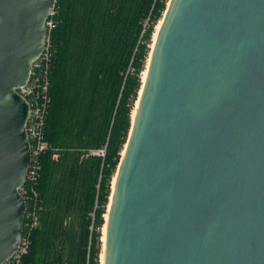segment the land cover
Listing matches in <instances>:
<instances>
[{"label":"water","instance_id":"95a60500","mask_svg":"<svg viewBox=\"0 0 264 264\" xmlns=\"http://www.w3.org/2000/svg\"><path fill=\"white\" fill-rule=\"evenodd\" d=\"M52 0H0V264L31 164L18 91ZM105 220L103 264H264V0H168Z\"/></svg>","mask_w":264,"mask_h":264},{"label":"trees","instance_id":"16d2710c","mask_svg":"<svg viewBox=\"0 0 264 264\" xmlns=\"http://www.w3.org/2000/svg\"><path fill=\"white\" fill-rule=\"evenodd\" d=\"M168 0H55L48 148L26 181L29 264H101L103 230L156 28ZM105 147V155L92 151ZM102 240V241H101ZM102 246V250H101Z\"/></svg>","mask_w":264,"mask_h":264},{"label":"built area","instance_id":"2783aa9c","mask_svg":"<svg viewBox=\"0 0 264 264\" xmlns=\"http://www.w3.org/2000/svg\"><path fill=\"white\" fill-rule=\"evenodd\" d=\"M55 14V0H52V8L49 18L46 21L47 25V40L46 46L40 57L34 61L32 72L28 82L21 86L18 91L28 100L30 104V114L27 121V134L30 140L31 147V164L27 173L26 181L34 185L39 169V155L48 148V142L44 138V126L48 107L50 104L49 88H50V70L52 62V52L50 48L49 33L54 27L52 16ZM100 156L105 155V147L92 151ZM26 183V182H25ZM25 185V184H24ZM24 186L21 192L25 193ZM25 197V195H24ZM26 198V197H25ZM27 201V200H26ZM32 218L31 226L36 225V215L33 211L27 213L25 218ZM25 226V223H24ZM29 252L28 235H22L20 245L13 256L5 264H29L24 262V257Z\"/></svg>","mask_w":264,"mask_h":264},{"label":"bare ground","instance_id":"6f19581e","mask_svg":"<svg viewBox=\"0 0 264 264\" xmlns=\"http://www.w3.org/2000/svg\"><path fill=\"white\" fill-rule=\"evenodd\" d=\"M161 21H162V19H161ZM161 21H160V23H159V25H158V27H157V30H156V33H155V36H154V40H155V37H156V34H157V31H158V28H159V26H160V24H161ZM154 42V41H153ZM152 46H153V44H152ZM145 76H146V70L144 71V73H143V81H144V79H145ZM141 91V90H140ZM137 103H138V100H137ZM137 103H136V105H137ZM135 112H136V107H135V109H134V111H133V114H132V119L134 118V115H135ZM114 180H115V178H114ZM114 180H113V184H114ZM112 189H113V186H112ZM111 196H112V194H111ZM110 200H111V197H110ZM110 204V203H109ZM109 206V205H108ZM106 218H107V214H106ZM105 230H106V226L104 227V230H103V251H102V254H101V264H103V260H104V241H105Z\"/></svg>","mask_w":264,"mask_h":264},{"label":"rangeland","instance_id":"374dc122","mask_svg":"<svg viewBox=\"0 0 264 264\" xmlns=\"http://www.w3.org/2000/svg\"><path fill=\"white\" fill-rule=\"evenodd\" d=\"M167 5V4H166ZM161 21V20H160ZM160 23V22H159ZM159 25V24H158ZM158 27V26H157ZM156 30H157V28H156ZM155 33H156V31H155ZM154 36H155V34H154ZM154 41V40H153ZM102 241V240H101ZM101 250H102V246H101Z\"/></svg>","mask_w":264,"mask_h":264}]
</instances>
